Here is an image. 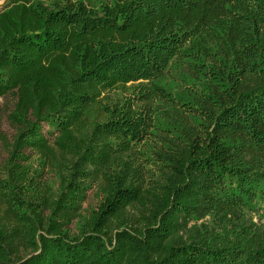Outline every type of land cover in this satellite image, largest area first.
I'll return each mask as SVG.
<instances>
[{"label": "trees", "instance_id": "obj_1", "mask_svg": "<svg viewBox=\"0 0 264 264\" xmlns=\"http://www.w3.org/2000/svg\"><path fill=\"white\" fill-rule=\"evenodd\" d=\"M0 99V264H264V0L6 5Z\"/></svg>", "mask_w": 264, "mask_h": 264}, {"label": "rangeland", "instance_id": "obj_2", "mask_svg": "<svg viewBox=\"0 0 264 264\" xmlns=\"http://www.w3.org/2000/svg\"><path fill=\"white\" fill-rule=\"evenodd\" d=\"M4 1L5 0H0V10H2L4 6L6 5H13V6H18V7H23L29 11H33V10H40V9L48 8L51 5V3L55 0H8L6 5ZM82 1L89 8L97 10L105 5H108V6L113 5L116 0H82ZM192 69H196L192 64L177 63L176 65L170 68L169 73L167 74L166 77L158 81V84L162 86L163 88H165V90L169 93H172V91H175V90L181 91L183 89L184 83H181L179 80L175 79L173 75L178 73L180 74L181 78H184L185 80H187L189 78V75H191L192 73ZM0 112H4V101L2 99H0ZM2 123H3L2 124L3 132L9 138H11L12 131L7 125L5 119H2ZM164 123H165L164 119L161 116L158 117V114H157L156 122H155L157 129L154 132L155 134H159L160 129L165 128L162 125ZM150 139L153 142V140L155 139V136L153 135ZM147 145L149 146L150 144H147ZM48 184L50 185V187L53 189L54 192L58 191V180L55 176L49 175ZM98 202H99V197L94 192H90L88 194L87 201L83 206V212L81 215V219L76 221L71 228L72 234H76L80 225L84 223V221L86 220L88 211L95 209ZM251 216L254 217V221H257V219L260 217L256 214V212L251 213Z\"/></svg>", "mask_w": 264, "mask_h": 264}]
</instances>
